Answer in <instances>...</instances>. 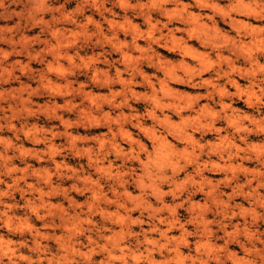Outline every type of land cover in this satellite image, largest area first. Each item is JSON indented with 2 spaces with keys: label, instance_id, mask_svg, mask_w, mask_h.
<instances>
[{
  "label": "clouds",
  "instance_id": "9594fccd",
  "mask_svg": "<svg viewBox=\"0 0 264 264\" xmlns=\"http://www.w3.org/2000/svg\"><path fill=\"white\" fill-rule=\"evenodd\" d=\"M0 45V264H264V0H0Z\"/></svg>",
  "mask_w": 264,
  "mask_h": 264
},
{
  "label": "rangeland",
  "instance_id": "374dc122",
  "mask_svg": "<svg viewBox=\"0 0 264 264\" xmlns=\"http://www.w3.org/2000/svg\"><path fill=\"white\" fill-rule=\"evenodd\" d=\"M61 2H62V0H61ZM70 6H74V5H70ZM0 46H2V45H0Z\"/></svg>",
  "mask_w": 264,
  "mask_h": 264
}]
</instances>
